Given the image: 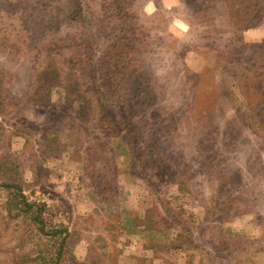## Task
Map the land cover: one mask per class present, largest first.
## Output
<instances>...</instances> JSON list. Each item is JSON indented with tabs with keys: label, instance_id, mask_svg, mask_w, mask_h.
Returning a JSON list of instances; mask_svg holds the SVG:
<instances>
[{
	"label": "rangeland",
	"instance_id": "1",
	"mask_svg": "<svg viewBox=\"0 0 264 264\" xmlns=\"http://www.w3.org/2000/svg\"><path fill=\"white\" fill-rule=\"evenodd\" d=\"M79 3L0 0V264H264V0Z\"/></svg>",
	"mask_w": 264,
	"mask_h": 264
},
{
	"label": "trees",
	"instance_id": "2",
	"mask_svg": "<svg viewBox=\"0 0 264 264\" xmlns=\"http://www.w3.org/2000/svg\"><path fill=\"white\" fill-rule=\"evenodd\" d=\"M82 0H76V2L77 3H79V2H81ZM79 8L81 9L77 14H83V9H84V7H83V5H82V3H79ZM236 9H237V7H235ZM92 11V9L90 8V6L88 5V13L89 12H91ZM86 13V12H85ZM86 18H87V16H86ZM79 38H77V37H74V42L76 41V40H78ZM237 40H241L240 38H237ZM133 41V43H135V41H136V39L135 40H132ZM120 46H123L122 48H123V52H124V50H126L127 48H132L133 47V45H131V44H128V43H126V42H123V43H121L120 44ZM116 58L118 59V58H121V55H119V56H116ZM193 81H194V83H196L197 84V79L196 78H193ZM192 83V82H191ZM193 84V83H192ZM193 86V85H192ZM49 101H50V99H49ZM4 173V172H3ZM3 173L0 175V178L1 177H3ZM1 186H4V187H6L7 189H16L17 191H19V192H21V188L19 187L20 185H18V184H16L15 183V180H10V181H2V182H0V187ZM23 196V195H22ZM29 203V205L30 206H32L33 205V203H30V202H28ZM178 238H179V236H178Z\"/></svg>",
	"mask_w": 264,
	"mask_h": 264
}]
</instances>
